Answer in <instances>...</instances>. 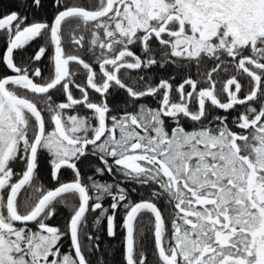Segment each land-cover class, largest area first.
Masks as SVG:
<instances>
[{"label":"snow or ice","instance_id":"1","mask_svg":"<svg viewBox=\"0 0 264 264\" xmlns=\"http://www.w3.org/2000/svg\"><path fill=\"white\" fill-rule=\"evenodd\" d=\"M0 264H264V0H0Z\"/></svg>","mask_w":264,"mask_h":264},{"label":"trees","instance_id":"2","mask_svg":"<svg viewBox=\"0 0 264 264\" xmlns=\"http://www.w3.org/2000/svg\"><path fill=\"white\" fill-rule=\"evenodd\" d=\"M113 243H115V242H113Z\"/></svg>","mask_w":264,"mask_h":264}]
</instances>
